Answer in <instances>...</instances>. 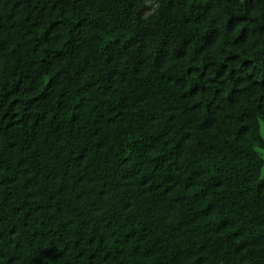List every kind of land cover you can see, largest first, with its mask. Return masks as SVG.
Wrapping results in <instances>:
<instances>
[{
	"label": "trees",
	"instance_id": "1",
	"mask_svg": "<svg viewBox=\"0 0 264 264\" xmlns=\"http://www.w3.org/2000/svg\"><path fill=\"white\" fill-rule=\"evenodd\" d=\"M264 0H0V264H264Z\"/></svg>",
	"mask_w": 264,
	"mask_h": 264
},
{
	"label": "rangeland",
	"instance_id": "2",
	"mask_svg": "<svg viewBox=\"0 0 264 264\" xmlns=\"http://www.w3.org/2000/svg\"><path fill=\"white\" fill-rule=\"evenodd\" d=\"M263 177H264V170H263Z\"/></svg>",
	"mask_w": 264,
	"mask_h": 264
}]
</instances>
